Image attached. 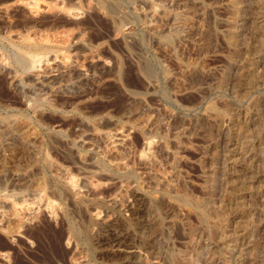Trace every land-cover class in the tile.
I'll return each instance as SVG.
<instances>
[{
  "label": "rangeland",
  "instance_id": "rangeland-1",
  "mask_svg": "<svg viewBox=\"0 0 264 264\" xmlns=\"http://www.w3.org/2000/svg\"><path fill=\"white\" fill-rule=\"evenodd\" d=\"M0 245L264 264V0H0Z\"/></svg>",
  "mask_w": 264,
  "mask_h": 264
},
{
  "label": "bare ground",
  "instance_id": "bare-ground-1",
  "mask_svg": "<svg viewBox=\"0 0 264 264\" xmlns=\"http://www.w3.org/2000/svg\"><path fill=\"white\" fill-rule=\"evenodd\" d=\"M160 1H161V0H160ZM195 7H196V6H195ZM156 17H157V15H156ZM156 17H155V18H156ZM142 66H143V65H142ZM141 69H143L145 75H148V76H150V75L152 74V72H153V71H152V67H151V65L148 64V63H146V62L144 63L143 68H141ZM153 73H154V72H153ZM150 77H152V76H150ZM154 77H155V74H154ZM167 94H168V93H167ZM149 142H150V140H149ZM142 156H143V155H142ZM61 192H62V191H61ZM162 200H163V199H162ZM162 200H160V202H161ZM154 201H156V200H154ZM156 203H157V202H156ZM165 203H166V202H165ZM158 204H161V203H158ZM162 204H163V203H162ZM162 204H161V206L165 205V204H163V205H162ZM159 206H160V205H159ZM196 206H200V214L198 215V217H199L200 219L202 218L201 215H202L203 213H204L203 215H209V212H208V210L205 208V205H202V204H196ZM26 209H27V208H26ZM162 209H163V208H162ZM32 211H33V210H32ZM49 211H50V209H49ZM49 211H48V212H49ZM25 212H27V211H25ZM28 212H29V211H28ZM29 213H31V212H29ZM29 213H28V214L25 213V215H24L23 217H24V218H27V219H31V217H32L31 215H32V214H29ZM49 213H52V211H50ZM80 213H81V212H80ZM196 213H197V212H196ZM210 215H211V214H210ZM33 216H34V215H33ZM213 217H216V218L219 219V220H218V221H219V223H218V227L220 228V226H221L220 221L223 219V218H220V217H221V216H220V212H216V211H215ZM32 218H33V217H32ZM205 220H206V219H205ZM84 224H85V223H84ZM182 224H183V223H182ZM185 225H186V224H185ZM194 225H195V224H194ZM85 226H86V225H85ZM88 226H89V225H88ZM155 227H156V226H155ZM218 227H217V228H218ZM221 227H222V226H221ZM30 228H31V227H30ZM37 228H38V227H37ZM74 228H75V227H74ZM80 228H81V227H80ZM85 228H86V227H85ZM153 228H154V227H153ZM217 228H216V229H217ZM38 229H39V228H38ZM38 229L35 230V232H36L35 235H36V236L39 235V234H41L40 230H38ZM75 229H76V228H75ZM75 229H74V231L72 232V237H73L74 239H76V237L78 236V234L75 233V232L77 231V230L75 231ZM222 229H223V228H222ZM45 230H46V229H45ZM45 230H44V231H45ZM30 231H31V230H30ZM84 232H85V230H84ZM179 232H180V231H179ZM32 233H33V232H32ZM77 233H78V232H77ZM150 233H151V231H150ZM179 234H180V233H179ZM204 234L206 235V232H205ZM46 235H47V232H46ZM83 235H84V234H83ZM205 235H204V236H205ZM40 236H42V235H40ZM40 236H39V237H40ZM43 236H44V235H43ZM48 236H49V235H48ZM51 236L54 237L55 235L53 234V235H51ZM187 237H188V236H187ZM44 238H45V237H44ZM46 238H47V237H46ZM69 239H70V237H67V238L65 239V241H66L67 244H68ZM223 240H224V239H223ZM229 240H230V239H229ZM27 241H28L29 243H31V242H32V239L29 238V237H27ZM54 241H55V240H54ZM224 241L227 242L228 240L226 239V240H224ZM224 243H225V242H224ZM3 244H4V243H3ZM58 244H59V243H58ZM225 244H227V243H225ZM0 246H1V245H0ZM144 247H145V246H144ZM150 247H151V246H150ZM146 248H147V247H146ZM54 249H55V248H54ZM47 250H49V248H48ZM155 250H156V249H155ZM153 252H154V251H153ZM0 254H1L2 256H5V257L8 256V255H7V252H5V251H4V252H1ZM153 254H154V253H153ZM167 256H168V255H167ZM151 257H153L152 254H151ZM6 258H7V257H6Z\"/></svg>",
  "mask_w": 264,
  "mask_h": 264
}]
</instances>
